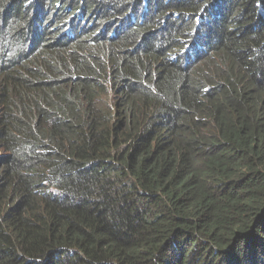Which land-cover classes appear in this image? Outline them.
<instances>
[{"label":"trees","instance_id":"1","mask_svg":"<svg viewBox=\"0 0 264 264\" xmlns=\"http://www.w3.org/2000/svg\"><path fill=\"white\" fill-rule=\"evenodd\" d=\"M0 264H264V0H0Z\"/></svg>","mask_w":264,"mask_h":264},{"label":"rangeland","instance_id":"2","mask_svg":"<svg viewBox=\"0 0 264 264\" xmlns=\"http://www.w3.org/2000/svg\"><path fill=\"white\" fill-rule=\"evenodd\" d=\"M113 103L111 102V103H107L106 105H112Z\"/></svg>","mask_w":264,"mask_h":264},{"label":"clouds","instance_id":"3","mask_svg":"<svg viewBox=\"0 0 264 264\" xmlns=\"http://www.w3.org/2000/svg\"><path fill=\"white\" fill-rule=\"evenodd\" d=\"M108 103H111V102H108ZM112 105H114V103Z\"/></svg>","mask_w":264,"mask_h":264}]
</instances>
